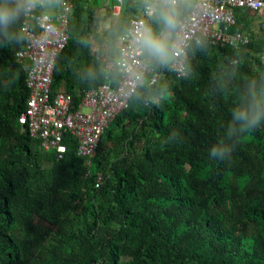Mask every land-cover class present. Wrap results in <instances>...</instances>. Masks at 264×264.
Masks as SVG:
<instances>
[{"label": "trees", "instance_id": "1", "mask_svg": "<svg viewBox=\"0 0 264 264\" xmlns=\"http://www.w3.org/2000/svg\"><path fill=\"white\" fill-rule=\"evenodd\" d=\"M69 1L50 92L75 107L82 91L116 84L117 40L141 0H121L103 34L100 12L112 17L116 0ZM250 20L235 13L231 32ZM18 23L0 27V264H264V119L229 134L235 107L264 97L263 43L192 42L181 78L143 55L161 77L145 76L93 157H76L67 139L56 159L17 122L27 97ZM215 142L236 146L230 162L208 159Z\"/></svg>", "mask_w": 264, "mask_h": 264}, {"label": "built area", "instance_id": "2", "mask_svg": "<svg viewBox=\"0 0 264 264\" xmlns=\"http://www.w3.org/2000/svg\"><path fill=\"white\" fill-rule=\"evenodd\" d=\"M120 6L121 0H116L111 8L112 16L119 15ZM70 11L69 0H44L18 20L21 45L13 57L25 74L27 97L17 122L32 140L37 141L42 152H50L60 159L66 152L68 139L74 143L76 157L89 159L103 131L116 114L128 107L145 76L151 74L148 82L151 85L161 74L152 72L133 41L134 26L145 21L140 4L117 40L116 84L105 82L96 89L82 91L75 107L68 94H51L53 62L68 41L66 29ZM237 12L264 16V0H193L188 12L181 16V27L173 37L179 52L169 61L168 70L178 78L184 77L187 49L200 39L212 46L245 47L249 43L248 36L240 31L231 32L236 25ZM99 182L97 175L93 187L97 188Z\"/></svg>", "mask_w": 264, "mask_h": 264}, {"label": "clouds", "instance_id": "3", "mask_svg": "<svg viewBox=\"0 0 264 264\" xmlns=\"http://www.w3.org/2000/svg\"><path fill=\"white\" fill-rule=\"evenodd\" d=\"M43 2L44 0H5L4 5L0 6V27L7 31L21 16L27 15ZM187 2L188 0H141L145 21L134 26L133 41L143 55L161 66H167L179 52V46L173 42V37L181 27V10ZM262 119L264 97L252 93L245 105L235 107L231 113L229 134L238 125L242 138L257 129ZM235 149L234 145L215 142L208 150V159L228 163Z\"/></svg>", "mask_w": 264, "mask_h": 264}, {"label": "rangeland", "instance_id": "4", "mask_svg": "<svg viewBox=\"0 0 264 264\" xmlns=\"http://www.w3.org/2000/svg\"><path fill=\"white\" fill-rule=\"evenodd\" d=\"M102 6H103V8L105 7V3L103 2L102 3ZM101 14H100V16H101V21H100V26H99V34H103L105 31H107V28L109 27V26H112V25H114V23H115V16H112V17H110V16H108L107 15V11L105 10V9H102L101 10V12H100ZM112 15V14H111ZM247 17H251L250 19L253 21L252 22V24H250V22H248L247 23V26H246V30L248 31V33H253V36H257L258 34V32H259V30L262 28V24H263V21H264V16H255V15H249V16H247ZM12 27H13V24L12 25H10V27L7 29V30H10V29H12ZM252 35V34H251ZM251 37V36H250ZM258 37V36H257ZM249 41H251V42H254V43H256V44H258V43H263L262 45H264V39L263 38H261L260 37V35H259V37L257 38V39H252V38H249ZM15 46L16 45H12V49H14L15 48ZM262 48H263V50H264V46H262ZM94 50H95V48H94ZM105 51V47H104V49H103V52ZM256 55V57H258L259 58V60H261V61H264V55L262 54V53H260V54H255Z\"/></svg>", "mask_w": 264, "mask_h": 264}, {"label": "crops", "instance_id": "5", "mask_svg": "<svg viewBox=\"0 0 264 264\" xmlns=\"http://www.w3.org/2000/svg\"><path fill=\"white\" fill-rule=\"evenodd\" d=\"M246 14V16H249L250 14L251 15H255V14H253V13H251V12H243V13H239V14ZM255 16H258V15H255ZM248 19H249V17H247ZM251 18V17H250ZM252 19V18H251ZM252 20H250V24H252ZM262 26V28L259 30V32L257 33L258 35V37H259V35H260V37L261 38H264V25L262 24L261 25ZM242 33L243 34H245L246 36H248V38H252V39H257L258 37L256 36H253V33L251 32V33H248V31L247 30H244V31H242ZM252 34V35H251ZM251 36V37H250Z\"/></svg>", "mask_w": 264, "mask_h": 264}]
</instances>
